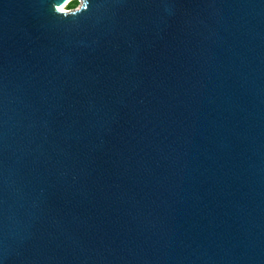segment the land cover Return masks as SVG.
Returning <instances> with one entry per match:
<instances>
[{"label":"water","instance_id":"obj_1","mask_svg":"<svg viewBox=\"0 0 264 264\" xmlns=\"http://www.w3.org/2000/svg\"><path fill=\"white\" fill-rule=\"evenodd\" d=\"M72 2L0 0V264H264V0Z\"/></svg>","mask_w":264,"mask_h":264},{"label":"rangeland","instance_id":"obj_2","mask_svg":"<svg viewBox=\"0 0 264 264\" xmlns=\"http://www.w3.org/2000/svg\"><path fill=\"white\" fill-rule=\"evenodd\" d=\"M79 6V0H73L71 6L66 11L76 10Z\"/></svg>","mask_w":264,"mask_h":264},{"label":"snow or ice","instance_id":"obj_3","mask_svg":"<svg viewBox=\"0 0 264 264\" xmlns=\"http://www.w3.org/2000/svg\"><path fill=\"white\" fill-rule=\"evenodd\" d=\"M60 11H63V9H60Z\"/></svg>","mask_w":264,"mask_h":264},{"label":"bare ground","instance_id":"obj_4","mask_svg":"<svg viewBox=\"0 0 264 264\" xmlns=\"http://www.w3.org/2000/svg\"><path fill=\"white\" fill-rule=\"evenodd\" d=\"M65 12V11H64Z\"/></svg>","mask_w":264,"mask_h":264}]
</instances>
